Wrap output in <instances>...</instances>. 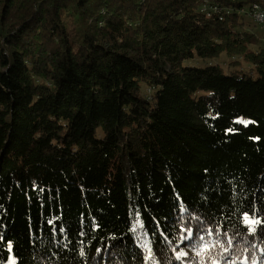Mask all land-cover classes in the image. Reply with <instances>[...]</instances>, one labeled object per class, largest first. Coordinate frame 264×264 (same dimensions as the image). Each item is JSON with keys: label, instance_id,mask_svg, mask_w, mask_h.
Segmentation results:
<instances>
[{"label": "trees", "instance_id": "1", "mask_svg": "<svg viewBox=\"0 0 264 264\" xmlns=\"http://www.w3.org/2000/svg\"><path fill=\"white\" fill-rule=\"evenodd\" d=\"M254 7L0 0V264H264ZM223 54L252 68L184 66ZM245 213L262 221L254 234Z\"/></svg>", "mask_w": 264, "mask_h": 264}, {"label": "snow or ice", "instance_id": "2", "mask_svg": "<svg viewBox=\"0 0 264 264\" xmlns=\"http://www.w3.org/2000/svg\"><path fill=\"white\" fill-rule=\"evenodd\" d=\"M240 123H246V122L240 121ZM242 220H243V223H244L245 227L247 228V232L249 234H254L256 232V226L262 223V221L259 218L253 219L251 216L247 215V213H245L243 215ZM142 226L143 225H141V227ZM221 227H223V225H221ZM133 231H135V229H133ZM181 231L186 233V235H182L180 237V243H183L185 239H188V240L192 239V230L190 228L189 229H182ZM261 231L264 232V228H262ZM223 234L227 238V244L229 245V247L225 248L223 241H217V244L223 250V253L230 254L231 246L233 245V237L228 236L226 230L224 231ZM208 235H212L211 231H209ZM200 239H201V241H203L202 237ZM217 244H213L211 241L204 242L203 243V247L200 248L196 252V255L197 256H202V254L204 252L209 251L211 248L216 247ZM9 249L11 250V245H9ZM262 251H264V249H262ZM187 256H188V253L185 252L183 249H181L180 251L176 252V259L177 260L185 261V258ZM148 259H149V261L153 260V256H152L151 250H149ZM11 264H18V261L16 260L15 257H13V259L11 261ZM200 264H205V262L203 260H201ZM211 264H235V261L230 259L226 255H222L221 259H219V260H217L215 258H211ZM244 264H247V257L245 258Z\"/></svg>", "mask_w": 264, "mask_h": 264}, {"label": "rangeland", "instance_id": "3", "mask_svg": "<svg viewBox=\"0 0 264 264\" xmlns=\"http://www.w3.org/2000/svg\"><path fill=\"white\" fill-rule=\"evenodd\" d=\"M246 20L249 24V29L257 34L258 36H262L264 34V29L260 24H256V22L253 20V18L249 15H246ZM238 61L240 62L242 69L245 71H250L252 66L245 62L241 58H230L227 55L223 54L220 58L217 59H200V58H194L189 61H186L184 63V66H189V67H198V68H206L209 65H215L221 67L225 72H227V66L232 63ZM240 66V67H241ZM13 255L9 256L8 261L5 264H11V261L13 259Z\"/></svg>", "mask_w": 264, "mask_h": 264}, {"label": "built area", "instance_id": "4", "mask_svg": "<svg viewBox=\"0 0 264 264\" xmlns=\"http://www.w3.org/2000/svg\"><path fill=\"white\" fill-rule=\"evenodd\" d=\"M254 11L255 12H253V16H255L257 19H259L260 23H264V15L259 13L255 7H254Z\"/></svg>", "mask_w": 264, "mask_h": 264}, {"label": "bare ground", "instance_id": "5", "mask_svg": "<svg viewBox=\"0 0 264 264\" xmlns=\"http://www.w3.org/2000/svg\"><path fill=\"white\" fill-rule=\"evenodd\" d=\"M256 9H257V11L259 12V13H261V14H263L264 15V11H262L261 9H259L258 7H255ZM262 8V7H261ZM253 16V15H252ZM253 19H254V21L255 22H257L258 24H260L263 28H264V23H260L259 22V19H257L255 16H253Z\"/></svg>", "mask_w": 264, "mask_h": 264}]
</instances>
